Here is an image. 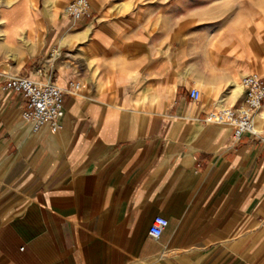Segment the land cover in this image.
Here are the masks:
<instances>
[{"label":"crops","instance_id":"crops-1","mask_svg":"<svg viewBox=\"0 0 264 264\" xmlns=\"http://www.w3.org/2000/svg\"><path fill=\"white\" fill-rule=\"evenodd\" d=\"M70 1L0 0V264H264V142L202 121L264 79V0ZM12 76L80 84L60 130Z\"/></svg>","mask_w":264,"mask_h":264},{"label":"built area","instance_id":"built-area-1","mask_svg":"<svg viewBox=\"0 0 264 264\" xmlns=\"http://www.w3.org/2000/svg\"><path fill=\"white\" fill-rule=\"evenodd\" d=\"M63 15L73 22H97L88 0L70 1L64 7ZM239 85L242 90L240 105L216 108L206 114L202 121L204 124L230 127L237 141L249 135L263 143L264 140L255 130L253 121L255 114L264 106V79L257 74H250L243 77ZM2 86L3 89L21 96L25 107L20 112V118L28 125L31 133H36L42 128H49L52 132L60 130L64 117V97L77 95L81 89L77 82H69L63 90L51 82L38 83L17 76L6 77L2 80ZM189 97L197 100L199 92L191 89ZM166 226V219L154 218L149 229V236L158 239Z\"/></svg>","mask_w":264,"mask_h":264},{"label":"rangeland","instance_id":"rangeland-1","mask_svg":"<svg viewBox=\"0 0 264 264\" xmlns=\"http://www.w3.org/2000/svg\"><path fill=\"white\" fill-rule=\"evenodd\" d=\"M258 69V68H257ZM257 72H258V70H257ZM253 74H257V73H253ZM257 75H259V74H257ZM260 76V75H259ZM261 77V76H260Z\"/></svg>","mask_w":264,"mask_h":264},{"label":"bare ground","instance_id":"bare-ground-1","mask_svg":"<svg viewBox=\"0 0 264 264\" xmlns=\"http://www.w3.org/2000/svg\"><path fill=\"white\" fill-rule=\"evenodd\" d=\"M66 17V16H65ZM67 18V17H66ZM73 22V21H72ZM259 76V75H258ZM255 118V117H254Z\"/></svg>","mask_w":264,"mask_h":264}]
</instances>
